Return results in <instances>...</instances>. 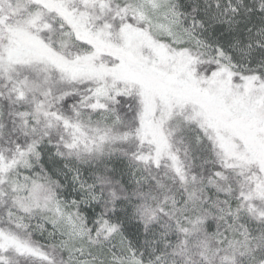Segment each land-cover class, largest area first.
<instances>
[{"label":"snow or ice","instance_id":"1","mask_svg":"<svg viewBox=\"0 0 264 264\" xmlns=\"http://www.w3.org/2000/svg\"><path fill=\"white\" fill-rule=\"evenodd\" d=\"M0 264H264V0H0Z\"/></svg>","mask_w":264,"mask_h":264}]
</instances>
